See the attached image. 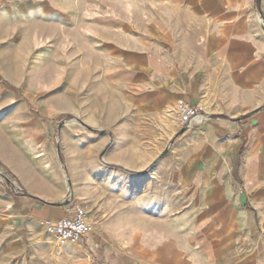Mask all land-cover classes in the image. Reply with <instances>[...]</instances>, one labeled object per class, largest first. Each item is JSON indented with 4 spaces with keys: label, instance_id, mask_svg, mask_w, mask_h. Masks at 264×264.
<instances>
[{
    "label": "crops",
    "instance_id": "obj_1",
    "mask_svg": "<svg viewBox=\"0 0 264 264\" xmlns=\"http://www.w3.org/2000/svg\"><path fill=\"white\" fill-rule=\"evenodd\" d=\"M31 11L53 47L101 48L102 62L127 65L114 74L129 91L99 106L113 142L126 103L176 136L140 191L107 186L64 264H264V0H31ZM179 100L203 107L181 133ZM27 150L2 165L23 193L0 185V264L38 259L45 223L81 204L58 155Z\"/></svg>",
    "mask_w": 264,
    "mask_h": 264
},
{
    "label": "rangeland",
    "instance_id": "obj_2",
    "mask_svg": "<svg viewBox=\"0 0 264 264\" xmlns=\"http://www.w3.org/2000/svg\"><path fill=\"white\" fill-rule=\"evenodd\" d=\"M5 7L8 13L0 14V41L5 45L0 48V185L15 195L23 193L2 165L26 155L28 148L57 154L68 188L73 182L80 189L79 207L93 222L101 212L97 203L108 201V187L125 194L131 189L140 191L172 149L176 136L166 135L167 130L156 127L155 121V127L145 125L148 121L137 117L134 104L126 103L115 120L121 125L116 130L122 138L113 142L101 127V108L112 93L129 91L122 76L114 74L127 65L102 62V56L109 53L101 48L59 46L58 39L53 47L47 37V22L31 11V0H2L1 10ZM173 114L170 121L175 120V110ZM38 121L45 130H39L41 124L35 129ZM41 137L48 142L39 150L41 143L36 140ZM103 138L108 142L103 144ZM44 237L39 258L26 252L25 264H64L61 259L65 254H73L64 249L78 244Z\"/></svg>",
    "mask_w": 264,
    "mask_h": 264
},
{
    "label": "built area",
    "instance_id": "obj_3",
    "mask_svg": "<svg viewBox=\"0 0 264 264\" xmlns=\"http://www.w3.org/2000/svg\"><path fill=\"white\" fill-rule=\"evenodd\" d=\"M174 110V122L180 129L190 127L203 115V107L188 105L183 100L176 102ZM45 231L61 244H77L82 237L92 231V223L83 209L76 206L71 216L57 221H47Z\"/></svg>",
    "mask_w": 264,
    "mask_h": 264
},
{
    "label": "water",
    "instance_id": "obj_4",
    "mask_svg": "<svg viewBox=\"0 0 264 264\" xmlns=\"http://www.w3.org/2000/svg\"><path fill=\"white\" fill-rule=\"evenodd\" d=\"M184 131V129H182L179 133H181V132H183Z\"/></svg>",
    "mask_w": 264,
    "mask_h": 264
},
{
    "label": "bare ground",
    "instance_id": "obj_5",
    "mask_svg": "<svg viewBox=\"0 0 264 264\" xmlns=\"http://www.w3.org/2000/svg\"><path fill=\"white\" fill-rule=\"evenodd\" d=\"M199 121H200V119H199Z\"/></svg>",
    "mask_w": 264,
    "mask_h": 264
}]
</instances>
